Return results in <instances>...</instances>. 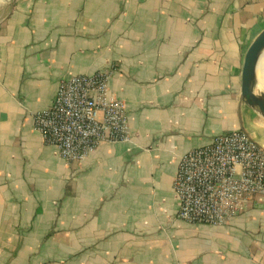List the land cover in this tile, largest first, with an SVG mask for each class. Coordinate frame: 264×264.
<instances>
[{
    "label": "crops",
    "instance_id": "crops-1",
    "mask_svg": "<svg viewBox=\"0 0 264 264\" xmlns=\"http://www.w3.org/2000/svg\"><path fill=\"white\" fill-rule=\"evenodd\" d=\"M264 0H0V264H264V196L176 217L181 156L264 117L241 97ZM107 73L130 137L70 162L36 128L60 83Z\"/></svg>",
    "mask_w": 264,
    "mask_h": 264
},
{
    "label": "built area",
    "instance_id": "built-area-1",
    "mask_svg": "<svg viewBox=\"0 0 264 264\" xmlns=\"http://www.w3.org/2000/svg\"><path fill=\"white\" fill-rule=\"evenodd\" d=\"M34 119L45 143L55 144L70 162L104 141L130 137L126 105L110 90L105 71L64 79L51 105ZM173 187L178 219L225 224L264 196V149L245 130L219 133L181 156Z\"/></svg>",
    "mask_w": 264,
    "mask_h": 264
},
{
    "label": "water",
    "instance_id": "water-1",
    "mask_svg": "<svg viewBox=\"0 0 264 264\" xmlns=\"http://www.w3.org/2000/svg\"><path fill=\"white\" fill-rule=\"evenodd\" d=\"M264 41V21L255 28L242 49L240 89L241 97L264 117V86L253 77L256 53Z\"/></svg>",
    "mask_w": 264,
    "mask_h": 264
},
{
    "label": "bare ground",
    "instance_id": "bare-ground-1",
    "mask_svg": "<svg viewBox=\"0 0 264 264\" xmlns=\"http://www.w3.org/2000/svg\"><path fill=\"white\" fill-rule=\"evenodd\" d=\"M261 51L264 53V41L260 45V47L256 53L255 61H254V67H253L254 79L264 86V72H263V65H264L263 64V58H264V56L262 57V61L257 59L260 56Z\"/></svg>",
    "mask_w": 264,
    "mask_h": 264
},
{
    "label": "rangeland",
    "instance_id": "rangeland-1",
    "mask_svg": "<svg viewBox=\"0 0 264 264\" xmlns=\"http://www.w3.org/2000/svg\"><path fill=\"white\" fill-rule=\"evenodd\" d=\"M264 56V53L261 51L260 56L257 58L258 60L262 61V57ZM263 64H264V58H263ZM263 72H264V65H263ZM262 116V115H261ZM263 117V116H262Z\"/></svg>",
    "mask_w": 264,
    "mask_h": 264
}]
</instances>
